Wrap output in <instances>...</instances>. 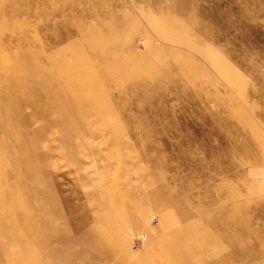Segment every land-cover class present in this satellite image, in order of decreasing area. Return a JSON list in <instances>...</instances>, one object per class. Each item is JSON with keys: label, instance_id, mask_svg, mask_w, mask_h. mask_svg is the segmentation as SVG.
Returning a JSON list of instances; mask_svg holds the SVG:
<instances>
[{"label": "rangeland", "instance_id": "obj_1", "mask_svg": "<svg viewBox=\"0 0 264 264\" xmlns=\"http://www.w3.org/2000/svg\"><path fill=\"white\" fill-rule=\"evenodd\" d=\"M0 264H264V0H0Z\"/></svg>", "mask_w": 264, "mask_h": 264}, {"label": "built area", "instance_id": "obj_2", "mask_svg": "<svg viewBox=\"0 0 264 264\" xmlns=\"http://www.w3.org/2000/svg\"><path fill=\"white\" fill-rule=\"evenodd\" d=\"M157 221V218L155 217V216H153L152 217V221ZM141 242H142V239L140 238V237H136V239H135V241H134V245H133V247L136 249V248H138L139 247V244H141Z\"/></svg>", "mask_w": 264, "mask_h": 264}]
</instances>
